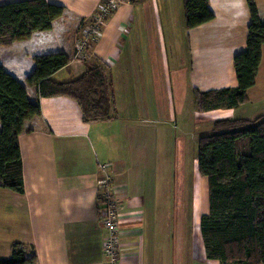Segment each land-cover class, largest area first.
Here are the masks:
<instances>
[{
    "label": "crops",
    "instance_id": "1",
    "mask_svg": "<svg viewBox=\"0 0 264 264\" xmlns=\"http://www.w3.org/2000/svg\"><path fill=\"white\" fill-rule=\"evenodd\" d=\"M9 1L15 0L0 4ZM47 1L66 8L50 29L0 46V64L40 109L18 136L24 191L0 187V259L10 256L14 242H21L27 255H36V264H104L99 193L106 171L118 209L122 264H231L206 256L200 229L193 239L180 234L175 249L169 188L156 186L157 171H162L159 177L165 184L172 170L169 152L160 146L169 139L158 137L157 128L169 127L174 120L172 74L179 82L178 95L192 96L188 103L197 110V123L208 117L213 123L264 116V44L245 102L207 111H199L194 102V88L238 85L233 57L246 46L250 19L246 0H208L214 18L191 29L185 27L182 0H119L89 48L90 59L107 65L116 106L111 119L90 122L83 120L74 99L40 97L26 78L35 67V56L54 52H64L69 62L50 76L52 80L70 81L87 70L86 61L73 53L83 19L100 0ZM255 3L264 22V0ZM176 9L190 57L185 69L171 68L167 54L165 31L175 37ZM144 96L150 97L145 99L150 119L142 123L132 113L143 111ZM206 212L208 205L198 218L194 212L193 222Z\"/></svg>",
    "mask_w": 264,
    "mask_h": 264
},
{
    "label": "trees",
    "instance_id": "2",
    "mask_svg": "<svg viewBox=\"0 0 264 264\" xmlns=\"http://www.w3.org/2000/svg\"><path fill=\"white\" fill-rule=\"evenodd\" d=\"M185 27L191 29L214 18L208 0H182ZM249 11L246 46L233 57L238 85L193 89L199 111L236 106L246 101L254 84L264 44V22L255 0ZM66 8L47 0H15L0 4V46L25 40L33 31L48 30ZM86 58L87 70L79 77L56 82L51 75L66 66L69 57L54 52L33 58L35 67L26 82L38 96L64 95L80 106L86 122L113 117L116 106L107 65ZM40 113L26 89L0 64V187L24 191L18 136L28 130L26 120ZM212 133L197 141V170L208 186V213L200 216L199 229L206 256L231 264H264V116L254 120L222 118L213 121ZM21 242L11 245L0 264H36Z\"/></svg>",
    "mask_w": 264,
    "mask_h": 264
},
{
    "label": "rangeland",
    "instance_id": "3",
    "mask_svg": "<svg viewBox=\"0 0 264 264\" xmlns=\"http://www.w3.org/2000/svg\"><path fill=\"white\" fill-rule=\"evenodd\" d=\"M175 14V37H172V35H170L171 33L165 31L167 54L171 68L177 65L182 69H185L187 68V65H189L190 57L187 51V44L184 35H182V32L180 33L178 9L175 10ZM164 26H166L165 22ZM87 52V58L90 60L89 49ZM91 59L94 60L93 58ZM171 78L176 106L174 120L169 123V127H158L157 130L158 137H167V139H169L168 143L164 145L161 143L160 146H164L165 151H167V153L169 152V161L171 162L172 170L169 171V177L165 184L161 183V176L159 177V172L161 174L162 171H157L158 175L156 179L158 181H156V186H165V188H169L168 195H170V198L168 201V215L171 216L174 221L173 227L175 228L176 237L174 247L177 249L179 246V240L177 237L180 234L184 233L190 238L197 235L200 220L198 219V223H194L193 213L195 212V216L198 218L199 214L207 209V181L198 173V171H195L194 158L197 154L198 138L200 136L209 135L213 131L209 117L206 118V121L203 119V121L197 123L198 117L195 118L197 110L192 111V109H190V102L188 103V98L190 100L192 99V96L190 93L188 94V97L185 95H178L177 88H180L178 85L179 82L173 78V74ZM149 83L151 87L154 86L152 81H149ZM152 98L154 97L152 96ZM145 99L148 100L150 97L144 96L143 101H146ZM162 103H164L163 99ZM181 103L184 104V107H182ZM144 109H147V101L142 107L143 111H137L134 114L132 113V116H138L142 123L147 122L150 119L149 110ZM174 138L175 140H173ZM194 195L195 197H193Z\"/></svg>",
    "mask_w": 264,
    "mask_h": 264
},
{
    "label": "built area",
    "instance_id": "4",
    "mask_svg": "<svg viewBox=\"0 0 264 264\" xmlns=\"http://www.w3.org/2000/svg\"><path fill=\"white\" fill-rule=\"evenodd\" d=\"M119 0H100L92 14L83 19L79 30V37L76 41L73 57L86 59L87 51L100 33L101 26L106 18L118 6ZM105 166L103 165L102 168ZM104 181L99 193L101 206L102 224L105 229V236L102 243V252L105 257L104 264H122L120 231L118 227V209L113 196L110 177L103 171Z\"/></svg>",
    "mask_w": 264,
    "mask_h": 264
}]
</instances>
